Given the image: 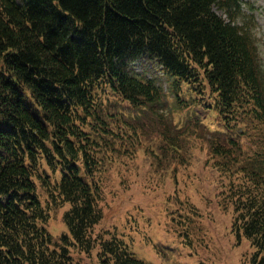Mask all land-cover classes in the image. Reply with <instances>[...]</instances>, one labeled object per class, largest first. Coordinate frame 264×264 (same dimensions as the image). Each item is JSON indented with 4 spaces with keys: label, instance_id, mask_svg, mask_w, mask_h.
<instances>
[{
    "label": "trees",
    "instance_id": "trees-1",
    "mask_svg": "<svg viewBox=\"0 0 264 264\" xmlns=\"http://www.w3.org/2000/svg\"><path fill=\"white\" fill-rule=\"evenodd\" d=\"M241 5L0 0V264H80L72 248L96 249L101 264H150L117 229H94L122 126L159 136L156 159L176 161L174 183L188 165L183 141L204 137L200 115L191 130L166 121L159 72L178 108L215 113L206 140L213 200L253 247L250 264H264V67L259 40L237 24ZM65 204L56 236L46 224Z\"/></svg>",
    "mask_w": 264,
    "mask_h": 264
},
{
    "label": "rangeland",
    "instance_id": "rangeland-1",
    "mask_svg": "<svg viewBox=\"0 0 264 264\" xmlns=\"http://www.w3.org/2000/svg\"><path fill=\"white\" fill-rule=\"evenodd\" d=\"M239 18L237 24L259 40L264 67V0H242ZM159 81L165 92L162 111L166 121L178 129L191 130L190 119L200 115L206 124L204 137L193 133L183 141L180 153L188 157V165H178V181L174 183L168 175H172L176 161L172 158L170 165H160L156 159L159 136L151 132L130 136L122 126L123 136L114 142V149L120 150L113 151L115 158L106 162L103 217L94 232L117 229L136 256L153 264H250L253 247L244 236L238 240L231 213L223 212L214 202L217 176L207 164L206 140L210 136L207 130L219 127L214 123L215 113L200 106L178 108L167 77H159ZM190 201L198 207L196 212L190 209ZM67 206L50 211L46 227L56 236L66 230L62 214ZM185 215L189 219L183 221ZM153 243L163 248L166 257L155 252ZM70 254L80 264H101L96 249L87 254L72 248Z\"/></svg>",
    "mask_w": 264,
    "mask_h": 264
}]
</instances>
